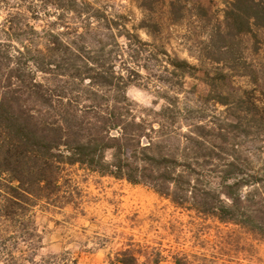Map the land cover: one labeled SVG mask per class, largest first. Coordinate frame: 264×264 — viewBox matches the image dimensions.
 Masks as SVG:
<instances>
[{"label": "trees", "instance_id": "obj_1", "mask_svg": "<svg viewBox=\"0 0 264 264\" xmlns=\"http://www.w3.org/2000/svg\"><path fill=\"white\" fill-rule=\"evenodd\" d=\"M132 2L142 14L137 24L117 0H0V264H52L55 255L36 259L35 215L75 204L64 189L74 167L146 186L177 208L264 240V166L243 175L235 161L226 164L225 151L223 165L198 155L200 146L212 147L209 138L226 150L225 124L197 122L178 100L166 98L155 109V101L143 107L128 97L131 77L157 71L160 54L168 58L167 72H180L182 92L184 76L195 68L162 45L148 49L139 35L157 28L164 6L168 16L183 18L181 1ZM192 4L197 21L208 19L207 7ZM226 25L239 35H264V0H231ZM163 258L126 244L111 264H160ZM172 262L214 264L193 254L174 255Z\"/></svg>", "mask_w": 264, "mask_h": 264}, {"label": "rangeland", "instance_id": "obj_2", "mask_svg": "<svg viewBox=\"0 0 264 264\" xmlns=\"http://www.w3.org/2000/svg\"><path fill=\"white\" fill-rule=\"evenodd\" d=\"M8 1L13 5L14 0ZM180 1L187 9L183 18L168 16L169 6H164L157 28L139 35L151 44L148 49L156 52L162 45L171 58L176 55L195 66L183 78L185 92L179 90L180 72H167L163 65L168 58L160 54L162 65L133 75L127 95L143 107L155 101V109L166 98L178 100L187 103L197 122L225 124L226 150L209 138L212 147L200 146L198 155H210L211 163L223 165L220 151H225L226 164L233 160L238 173H251L253 167L264 166V35H239L226 25L231 0H198L208 9V19L199 21L193 17L196 0ZM117 2L132 12V24H137L142 14L132 0ZM4 14L0 9V22ZM72 171L64 189L72 192L75 204L36 212L41 236L37 260L55 255L52 264H111L116 251L139 244L160 252V264H173L177 254L205 257L214 264H264V240L236 224L177 208L146 186L76 167ZM216 177L213 173L212 186Z\"/></svg>", "mask_w": 264, "mask_h": 264}]
</instances>
